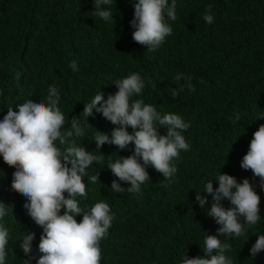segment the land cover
<instances>
[{"label": "trees", "instance_id": "obj_1", "mask_svg": "<svg viewBox=\"0 0 264 264\" xmlns=\"http://www.w3.org/2000/svg\"><path fill=\"white\" fill-rule=\"evenodd\" d=\"M208 5L215 16L212 24L203 20ZM111 7L114 16L105 22L94 16L93 0H0V119L26 99H45L55 84L70 122L95 94L103 91L107 98L118 91L115 80L140 72L146 103L191 122L183 133L191 147L174 161L178 170L170 181L149 166L150 179L141 194H134L114 193L110 186L118 177L106 166L131 150L105 143L99 149L104 160L89 169L90 174L99 172V180L84 178L88 196L81 204L106 200L115 213L109 235L101 241V264H180L185 251L190 257L204 254L200 244L206 233L218 234L219 225L195 196L220 171L238 181L251 180L264 217L259 177L240 163L253 133L264 124V118L255 120L264 113V0H178L177 19L170 21L173 33L155 51L133 40L129 0H113ZM73 60L79 71L70 67ZM181 72L192 76L196 91L185 89L173 98L170 90L178 87L175 75ZM237 112L241 120L234 123ZM88 119L87 137L77 142L99 154L92 140L96 128L110 132L115 125L99 113ZM14 170L0 156V201L9 208L4 223L11 234L8 264H22L27 257L19 247L20 234L35 232L33 254L38 256L42 228L27 214L25 196L11 188ZM202 195L209 196L210 206V194ZM223 203L230 206L227 199ZM81 218L82 213L77 220ZM260 232L264 218L249 229L247 241H225L234 264H264V251L255 257L249 252Z\"/></svg>", "mask_w": 264, "mask_h": 264}, {"label": "clouds", "instance_id": "obj_2", "mask_svg": "<svg viewBox=\"0 0 264 264\" xmlns=\"http://www.w3.org/2000/svg\"><path fill=\"white\" fill-rule=\"evenodd\" d=\"M93 3L94 16L110 22L114 16L113 0H93ZM129 3L134 7L130 21L133 40L145 45L148 51L157 50L173 33L170 21L177 19L178 0H129ZM203 20L207 24L214 22L211 5ZM70 67L79 71L75 60ZM192 79L190 75L177 73L178 87L170 90L171 96L175 98L185 89L195 92ZM114 83L118 91L109 93L107 98L103 91L98 92L70 122L59 106L61 92L55 84L49 85L45 99H26L15 108L9 107L0 119V156L15 168L11 188L25 196L27 214L42 228L38 256L33 254L35 232L27 230L20 234L19 247L27 257L22 264H33V260L35 264H101V241L109 235L115 213L106 200L91 206L82 205L81 200L88 196L84 178L89 177L93 183L99 180V172L90 174L89 169L104 160L105 155L99 149L105 143L131 150L130 155H120L106 165L118 177L111 182L114 193L141 194L142 185L150 179L149 166L170 181L178 170L174 161L181 151L190 149L183 133L191 122L178 113L163 112L146 103L143 99L146 81L140 72H131ZM97 113L115 125L110 132L96 128L92 140L99 154L77 142V138L87 137L85 125H91L88 118ZM260 118H264V113L255 120ZM232 119L239 122L241 114L235 113ZM68 123L70 127H65ZM161 127L166 129L164 133ZM240 163L243 169L252 170L253 178L259 177V186L264 189V124L253 133ZM213 181L218 182V187L214 188ZM202 193L210 194V206L209 196ZM225 199L230 206L224 205ZM195 200L219 225L216 232L227 239L205 232L200 244L204 254L190 257L185 251L180 264H234L227 255L230 245L225 241L240 237L247 241L249 229L264 218L256 187L248 177L238 181L234 175L220 171L215 179L204 183L202 191H196ZM8 213L7 204L0 201V264H8L11 234L4 223ZM261 251L264 232H260L249 249L251 257Z\"/></svg>", "mask_w": 264, "mask_h": 264}]
</instances>
